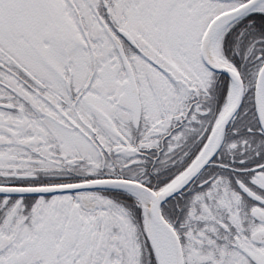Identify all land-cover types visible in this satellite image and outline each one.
Instances as JSON below:
<instances>
[{"label":"snow or ice","instance_id":"1","mask_svg":"<svg viewBox=\"0 0 264 264\" xmlns=\"http://www.w3.org/2000/svg\"><path fill=\"white\" fill-rule=\"evenodd\" d=\"M0 264H264V0H0Z\"/></svg>","mask_w":264,"mask_h":264}]
</instances>
